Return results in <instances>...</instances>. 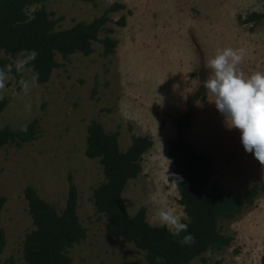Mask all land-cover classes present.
Returning a JSON list of instances; mask_svg holds the SVG:
<instances>
[{"label": "rangeland", "instance_id": "374dc122", "mask_svg": "<svg viewBox=\"0 0 264 264\" xmlns=\"http://www.w3.org/2000/svg\"><path fill=\"white\" fill-rule=\"evenodd\" d=\"M113 2L125 8L109 12L99 37L116 40L114 52L102 55V44L92 43V53L79 52L66 58L56 54L60 65L44 83L33 81L27 62L12 58L15 73H8L0 97L7 105L0 114V128L22 129L37 118L41 132L32 141L0 148V195L6 201L0 210L5 245L0 264L12 257L22 262L24 235L33 228L23 190L32 184L41 198L64 206L68 175L77 189L76 214L86 229L83 241L67 250L70 264H122L144 262V251L119 237L106 238L105 216L96 211L92 192L104 180L98 159L86 157V128L91 118L106 131L117 130L119 148L125 150L131 135H147L152 145L142 155L141 170L129 179L122 197L133 215L146 209V220L154 221L153 196L166 194L170 205L185 218L176 187L168 181L173 164L167 155L168 142L178 133L177 121L186 105L207 79L206 63L218 49L247 50L240 70L246 76L264 72V19L243 22L252 11H261L264 0H41L25 12L44 7L56 20L55 29L89 22ZM125 16V25L115 23ZM110 29L111 31H108ZM0 55L8 57L2 51ZM23 82V83H22ZM27 84L25 91L24 84ZM203 87L192 102L190 123L184 138L211 162L206 190L242 194L260 186L249 205L232 218H222L218 227L231 237L228 245L210 247L187 264H261L264 253V165L246 152L241 133L230 127ZM170 161V163H169ZM169 164V167H168Z\"/></svg>", "mask_w": 264, "mask_h": 264}, {"label": "trees", "instance_id": "16d2710c", "mask_svg": "<svg viewBox=\"0 0 264 264\" xmlns=\"http://www.w3.org/2000/svg\"><path fill=\"white\" fill-rule=\"evenodd\" d=\"M40 2L0 0V51L8 55H0V68L12 65L9 73H15L12 58L18 54L27 58L28 53L34 50L38 55L26 64L32 77L34 73H39L35 81L44 83L49 80L53 69L60 65L55 59L56 54L63 58L76 52L88 56L93 51V42L102 44V55L114 52L116 40L108 36L100 38L99 33L104 30L105 23L111 20L108 13L125 8L124 4L113 2L89 22L78 21L71 27L56 30V20L49 17L43 6L34 10L31 16L26 14L27 6ZM262 19L264 8L250 12L242 21L247 23ZM115 23L124 26L125 16H120ZM203 87L204 80L201 79L199 88L177 121L178 133L169 140L167 148V155L173 164L171 174L183 178L176 189L178 203L185 213L182 222L188 224V233L195 237V243L191 245L180 242V238L187 233H181L180 237L173 236L169 228L148 223L145 207H140L133 215L127 211L122 192L128 180L140 172L141 157L151 147L152 139L147 135L132 134L130 144L122 151L117 130L106 131L96 117L91 118L87 125L84 153L90 159H98L104 178L94 188L92 201L96 211L105 216V236L108 239L119 237L144 251V262L124 261L122 264H157V257L163 258L161 264H187L210 247L228 245L231 237L220 232L218 221L234 217L243 206L251 204L258 193L260 186L257 185L249 187L242 194L220 192L213 195L206 190L211 162L182 134L190 123L192 102ZM6 105L7 99L0 98V114ZM38 123L39 120L35 118L22 129L9 126L0 128V148L8 143L21 145L34 140L41 132ZM67 178V196L60 209L41 198L32 184L25 186L23 196L27 201L33 228L24 235L20 264H70L68 248L86 237V229L76 214L77 189L72 176L69 174ZM171 179L173 176L169 175L168 181ZM261 185L264 187V182ZM5 201V197L0 195V210ZM5 242V233L0 227V253ZM260 263L264 264V253ZM4 264L15 262L9 257L4 260ZM212 264H221V259H215Z\"/></svg>", "mask_w": 264, "mask_h": 264}, {"label": "clouds", "instance_id": "9594fccd", "mask_svg": "<svg viewBox=\"0 0 264 264\" xmlns=\"http://www.w3.org/2000/svg\"><path fill=\"white\" fill-rule=\"evenodd\" d=\"M247 54L243 47L218 49L205 65L209 75L204 81V87L215 98L217 110L224 115L226 121H230V127L240 131L245 151L252 153L255 159L264 165V72L256 71L246 76L240 70L239 66ZM37 55L34 50L29 52L27 60H34ZM26 62H18L16 69L21 70ZM11 70L12 65L0 68V90L5 88L7 74ZM38 76L39 73H34L33 81ZM24 87L27 91L26 83ZM169 175L173 176V179L169 180L173 187H178L183 178L174 173L169 174L167 168L168 179ZM152 200L155 205L154 221L169 228L173 236L180 237L181 233H187L180 238L182 244L195 243V237L188 233V224L182 222L183 214L170 205L167 195L158 194L153 196ZM156 259L157 264H161L163 258Z\"/></svg>", "mask_w": 264, "mask_h": 264}]
</instances>
